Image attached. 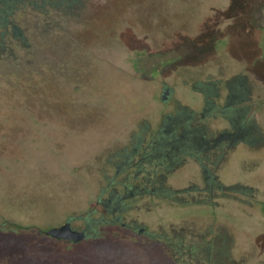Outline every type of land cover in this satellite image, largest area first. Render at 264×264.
<instances>
[{"label":"rangeland","instance_id":"374dc122","mask_svg":"<svg viewBox=\"0 0 264 264\" xmlns=\"http://www.w3.org/2000/svg\"><path fill=\"white\" fill-rule=\"evenodd\" d=\"M67 2L0 10V264H264V151L227 152L217 176L228 193L211 195L188 158L170 189L125 197L121 216L98 203L142 182L124 178L137 160L118 175L117 164L177 113L176 98L198 99L190 80L240 74L256 107H239L260 123L264 20L251 11L264 0ZM190 183L202 191L191 202L170 192ZM90 216L107 221L81 241L45 232Z\"/></svg>","mask_w":264,"mask_h":264},{"label":"flooded vegetation","instance_id":"af4514ba","mask_svg":"<svg viewBox=\"0 0 264 264\" xmlns=\"http://www.w3.org/2000/svg\"><path fill=\"white\" fill-rule=\"evenodd\" d=\"M190 87L195 89V93L199 95L198 99L191 105H183L181 100L176 98L174 108H176L177 113L175 115L167 114L163 125L159 128L147 127L144 129L141 135L135 137L136 143L132 144V147L124 155V160L117 164L116 174L118 175L120 170L132 167L137 160L136 168L129 174L127 173L124 178H132L135 181L140 178L142 182L131 187L126 186L122 195L98 200V203H102L106 209L107 207L110 208L108 211L111 214L116 216L119 212V214L121 213L119 216L122 215V200L127 196L133 197L142 193L156 194L170 189L169 186L163 185L164 181H167L171 171L179 169L178 167L182 165L186 167L188 158L196 164L203 181L209 187L211 195L215 194L213 192L214 186L223 190L222 194L228 193L224 192L225 189L233 188L222 185L225 181L219 180L218 177L221 175L218 171L227 152H233L237 142L240 139H247L248 132L256 127L253 121L243 123L237 119L244 110L250 106L253 107L255 104L252 101L254 99L253 86L243 76L237 74L230 78L220 77L216 80L211 79V76L206 79L190 80ZM173 92L172 87L163 85L162 97L164 99H167ZM249 99L252 101L250 106L239 107L240 103ZM209 119H213L215 124L213 122L205 123ZM219 119H227L228 125L220 126ZM163 163L168 167L166 170L162 166ZM112 182L116 181L113 180ZM191 184L190 187L178 190L171 189L170 192L175 193L177 200L191 202L195 198L191 195L194 190L202 193L199 188H195ZM234 188H238V186ZM116 192L113 189L110 194ZM185 193H190V198L184 197L183 194ZM205 199L203 197L198 202L206 201ZM91 219H87L85 225L89 227V236L93 235L92 232L98 224L107 221L103 217L95 219L93 222ZM121 224L132 227L131 224L123 221ZM139 231L149 233L146 227L139 229Z\"/></svg>","mask_w":264,"mask_h":264},{"label":"crops","instance_id":"0c3cea01","mask_svg":"<svg viewBox=\"0 0 264 264\" xmlns=\"http://www.w3.org/2000/svg\"><path fill=\"white\" fill-rule=\"evenodd\" d=\"M251 13L257 16L260 20H264V3L261 4V7L253 6ZM262 101V100H261ZM240 104H244L243 102ZM243 106V105H242ZM256 107V103L254 104ZM261 108H264V101L261 103ZM262 117L259 119V124H257L259 130L253 129L252 131L248 132L247 139H240L236 147L234 148V153L242 152V151H251V152H263L264 151V112L260 113ZM239 122L247 123L251 119L248 118L246 115L241 114L240 117L237 118ZM227 119H219V125H226ZM228 125V124H227ZM257 126L255 128H257ZM256 138V144L252 145L248 142L249 138ZM262 140V141H261ZM259 141H261L259 143Z\"/></svg>","mask_w":264,"mask_h":264},{"label":"trees","instance_id":"16d2710c","mask_svg":"<svg viewBox=\"0 0 264 264\" xmlns=\"http://www.w3.org/2000/svg\"><path fill=\"white\" fill-rule=\"evenodd\" d=\"M68 0H0V10H2L1 7H5L6 3L7 6L11 5V8L7 10L9 14H13L15 10H20V9H30V10H37V11H44L43 13L47 12V9L52 10L54 6L61 8L64 6L63 3H66ZM68 3V2H67ZM3 8V9H4ZM2 13V11H0ZM5 12V13H7ZM0 15L2 17H5V13ZM8 14V16H9ZM13 31L16 34H20V29L14 28ZM4 39L7 38L5 31H3V34H0ZM6 37V38H5ZM89 218H92L90 221L93 222V220L97 219L94 216H90ZM102 219V218H101Z\"/></svg>","mask_w":264,"mask_h":264},{"label":"water","instance_id":"95a60500","mask_svg":"<svg viewBox=\"0 0 264 264\" xmlns=\"http://www.w3.org/2000/svg\"><path fill=\"white\" fill-rule=\"evenodd\" d=\"M45 232L53 238L75 242L86 239L90 234L88 226L78 228L75 227L70 220H67L60 225L52 226Z\"/></svg>","mask_w":264,"mask_h":264}]
</instances>
